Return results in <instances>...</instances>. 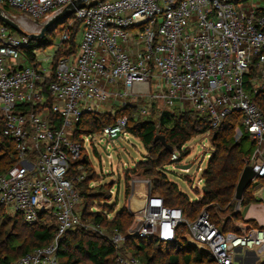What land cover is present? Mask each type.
Segmentation results:
<instances>
[{
	"label": "built area",
	"instance_id": "1",
	"mask_svg": "<svg viewBox=\"0 0 264 264\" xmlns=\"http://www.w3.org/2000/svg\"><path fill=\"white\" fill-rule=\"evenodd\" d=\"M74 1L0 0V7L8 8L4 15L17 24L30 20L40 27ZM80 3L71 21H63L56 48L67 49L64 43L78 23L76 52L60 56L53 68L56 51L41 60L33 50L26 53L29 34L39 31L19 24L17 31L0 21L1 133L12 140L15 150L14 164L0 173V207L30 225L43 215L55 224L48 244L5 264H58L59 243L75 229L104 236L115 248L116 264H142L124 250L127 237L171 242L182 224L187 243L210 254L213 264H238L239 249H257L264 256V223L223 232L204 207L188 220L180 207L151 193L150 179L139 180L132 188L126 207L134 218L126 232L105 231L84 221L77 184L85 173L77 161L82 155L88 159L85 142L95 136L105 149L109 144L115 147L113 136L118 132L120 140L126 134L127 117L74 138L84 113L114 115L119 100L118 106L143 99L142 118L154 112L158 118L172 109L178 114L191 111L209 125L204 132L209 137L210 130L236 112L234 130L239 137L246 132L254 141L244 164L256 172L251 182L256 184L264 178V113L252 97L264 91V15L259 14L264 0ZM183 150L173 148L170 160L179 161ZM240 207L237 202L235 210L241 212ZM250 209L255 215L254 205Z\"/></svg>",
	"mask_w": 264,
	"mask_h": 264
},
{
	"label": "trees",
	"instance_id": "2",
	"mask_svg": "<svg viewBox=\"0 0 264 264\" xmlns=\"http://www.w3.org/2000/svg\"><path fill=\"white\" fill-rule=\"evenodd\" d=\"M4 10L9 11L8 8H4ZM259 14L264 15V7L260 9ZM78 31L79 24L76 23L72 28L69 41L64 43L67 49L58 48L56 50L51 63L52 68L60 56L76 52ZM48 43L49 40L45 35L36 40L32 39L26 48V53L29 55L33 48ZM252 99L264 113V91L254 95ZM126 109L120 108V111L124 112ZM111 115L109 113H84L80 118L74 138H79L81 134L97 132L102 127L113 124L116 118L126 116L125 131L139 138L148 152L146 158L139 161L137 165L142 168V173L149 177L151 193L162 196L167 205L180 207L188 220L194 219L204 207L208 210L211 221L223 232L237 231L235 223L244 221L241 212L235 210L237 202L241 207H245L256 201L253 195L255 186L257 183H264V178H260L258 179L260 182L250 184L240 201L234 198L235 186L245 166L244 159L254 148V141L246 132L241 131L238 140L232 139L231 136L226 134L228 130H234V126L239 119L238 113L232 112L219 127L210 130V140L214 148L212 147L213 150L210 153L206 168L202 172L201 179L206 191L202 192L198 200H191L177 188L176 184L170 182L162 172L161 168L171 161V151H168L160 140L154 141V137L157 134L162 135L166 143L171 145L172 148L180 149L191 138L209 130V125L204 120L190 111L181 114L175 111H163L155 119H153V115L149 118L140 119L134 114L127 113H123L118 117ZM1 129L2 122L0 121V173L11 167L15 162L14 144L11 139L2 135ZM184 150L181 152V157L189 153L188 150ZM77 162L84 166V170L86 169L88 159L85 156L82 155ZM77 185L80 188L83 202L88 199L94 201L102 197L101 186L95 193L86 191V177ZM126 194L128 195V190H126ZM92 208L91 205L83 209L82 219L95 223L101 228L106 227L108 231L116 229L124 233L134 218L128 208L116 210L115 217L112 218H109V213L114 211L113 207L110 211L97 210L96 208V210H93ZM226 209H231L230 216H227L220 223L219 213ZM0 211V215L6 213L3 207H0ZM12 217H14V224L21 221L23 226L30 227V239L26 241L11 234L6 235L7 251L2 255L0 254V264L8 263L36 247L48 244L55 232L54 222L51 224L44 223V215L41 216L38 223L32 225L24 222L18 215ZM229 223L232 224L230 227ZM247 223L253 227V221L249 220ZM255 227L257 226L255 225ZM185 233L186 226L182 224L177 229L175 239L171 242H161L151 236H129L125 240L124 250L133 257H137L142 264H213V258L210 254L187 243L184 237ZM156 253H159V255H156ZM57 257L58 264H85V261L89 264H109L113 261V264H116L114 246L104 236L82 229L70 230L64 234L58 246Z\"/></svg>",
	"mask_w": 264,
	"mask_h": 264
},
{
	"label": "rangeland",
	"instance_id": "3",
	"mask_svg": "<svg viewBox=\"0 0 264 264\" xmlns=\"http://www.w3.org/2000/svg\"><path fill=\"white\" fill-rule=\"evenodd\" d=\"M252 1L254 2L255 0ZM67 19H69V22L71 21L70 17ZM24 22H27L28 24L33 25V27L38 28V31L42 27H37V25L30 20ZM62 25L63 22L59 23L54 29L45 33V37H47L49 40L48 44H44L32 49L40 60L45 56H52L56 51L57 44L60 40ZM28 30L35 31L30 28ZM79 39L80 30L76 36V41ZM58 46V48H63L62 45ZM43 63L45 68H49L48 62ZM118 103H121L120 100L116 101V104L114 105L113 114L115 116L118 117L123 113H127L134 114V116L138 117L139 119L142 118V116L139 114V110L144 104L143 99L139 98L138 100H132L130 104L127 103L126 105L121 106H118ZM120 108L127 109L124 110V112H121ZM116 110L119 111L116 112ZM157 110L158 109L155 108V111ZM172 111H176V109H172ZM153 114V119H155L157 116L155 115V112ZM226 134L227 136H231L232 139H239V135L236 130H228ZM119 142L122 146L116 144V149H113V146L109 144L108 148L105 150L101 148L103 143L99 142L98 136H95V138L91 141L85 142L88 157V165L84 170L87 184L86 191L88 193H95L101 186L102 197L94 201L91 199H88L87 201L84 200V208H88L92 205L93 210L104 209L110 211V209L113 207L114 211L109 213V218H112L113 216L115 217L116 210L121 208L127 209L126 206L128 197L132 193L133 186L137 184L139 180L149 179V177L142 173V168L137 165L139 161L144 160V158H146L148 155L147 150L139 138H136L126 132L125 135H120ZM212 147V142L207 134H198L183 145V149L188 150L189 152L186 156L180 157L179 161L177 162H167L164 167L161 168L167 179L170 182L176 184L177 188L182 193L186 194L191 200H197L202 194L201 188L204 186V184L203 181L199 182V180H201L202 172L206 168L210 153L213 150ZM107 153H110V157L107 156ZM189 163L192 164L186 171L177 167V165H185ZM126 190H128V195L126 194ZM254 197L256 201L253 203L264 204L263 182L258 183V186L254 191ZM247 206L240 207L241 216L247 212ZM257 209L263 210V205H257ZM230 210L231 209H226L225 211L219 213L221 218L220 223H222V221H224L227 216H230ZM234 221H236V219H234ZM44 223H53L52 218L50 216H45ZM229 224L230 227L232 224ZM255 225L258 224L255 222L252 223V226ZM103 229L105 231L108 230L106 227ZM30 232V227L23 226L21 221L14 224V217L8 213L0 215V254L2 255L5 251H7L6 235L11 234L12 236L28 241L30 239ZM156 255H159V253H156ZM85 264L89 263L85 261ZM109 264H113V261H111Z\"/></svg>",
	"mask_w": 264,
	"mask_h": 264
},
{
	"label": "water",
	"instance_id": "4",
	"mask_svg": "<svg viewBox=\"0 0 264 264\" xmlns=\"http://www.w3.org/2000/svg\"><path fill=\"white\" fill-rule=\"evenodd\" d=\"M82 0H76L74 1L73 4L68 5L67 7H65L63 10H61L59 13L55 14L54 16H52L48 21H46L41 29L39 30V32L37 33H31L29 34V36L32 39H39L42 38L46 32L54 29L59 23H62L64 20H66L68 17H70L72 15V13L75 11L76 8H79L82 6V4L80 3ZM0 21H2L3 23L7 24L8 26H10L11 28L20 31V28L18 26V24L16 22H14L13 20H11L10 18H8L7 16L4 15V10L0 7ZM119 133L117 132L114 136L113 139L117 141V143L119 144V146H122L121 143L119 142L118 139ZM160 140L161 143L164 145V147L168 150V151H172L173 148L171 145L167 144L164 136L157 134L154 137V141ZM102 149L105 150V146H102ZM113 149H116V147H113ZM192 163L189 164H185V165H177L178 168L180 169H188L191 166ZM256 172L248 165H245L241 171V174L239 176V179L237 181V184L235 186V191H234V198L238 201H240L242 199V196L245 192V190L250 186L252 180L254 178H256ZM206 188L203 186L202 187V192H205ZM255 255V252H252ZM256 260V257L253 259V261L251 262L254 263V261Z\"/></svg>",
	"mask_w": 264,
	"mask_h": 264
},
{
	"label": "crops",
	"instance_id": "5",
	"mask_svg": "<svg viewBox=\"0 0 264 264\" xmlns=\"http://www.w3.org/2000/svg\"><path fill=\"white\" fill-rule=\"evenodd\" d=\"M263 205V210H258L257 205ZM254 205V212L255 215L251 214L253 212L250 207ZM247 212L242 216L243 217V222L239 221L235 223V228L237 227H247L250 226V224L247 223V221H253L259 225H262L264 223V204L260 203H253L251 202L247 208ZM251 227V226H250ZM255 227V226H253ZM255 252V255L252 253ZM256 257V260L252 264H262L264 262V256L259 253L257 249H247V250H237V255H236V262L238 264H251L253 259Z\"/></svg>",
	"mask_w": 264,
	"mask_h": 264
},
{
	"label": "bare ground",
	"instance_id": "6",
	"mask_svg": "<svg viewBox=\"0 0 264 264\" xmlns=\"http://www.w3.org/2000/svg\"><path fill=\"white\" fill-rule=\"evenodd\" d=\"M18 24L21 25V26H23V27H25V28H28V29L30 28L32 30L38 31V28L33 27V25H30L27 22H24L22 20H18Z\"/></svg>",
	"mask_w": 264,
	"mask_h": 264
}]
</instances>
